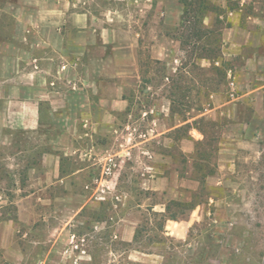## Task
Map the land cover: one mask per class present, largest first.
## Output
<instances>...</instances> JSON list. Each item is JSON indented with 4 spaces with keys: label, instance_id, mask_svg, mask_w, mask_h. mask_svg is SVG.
Returning <instances> with one entry per match:
<instances>
[{
    "label": "rangeland",
    "instance_id": "374dc122",
    "mask_svg": "<svg viewBox=\"0 0 264 264\" xmlns=\"http://www.w3.org/2000/svg\"><path fill=\"white\" fill-rule=\"evenodd\" d=\"M213 1L221 5L225 0ZM71 2L74 10L92 11L98 27L112 29L104 59L99 48L87 54L94 62L89 72L73 61L77 30L70 12L58 17L51 0H0V92L6 96L0 98V219L12 220L14 227L12 245L0 249V264H264V128L257 130L263 131L260 153L249 160L240 153L236 171L216 183L212 175L220 164L221 126L232 118L220 108L201 114L238 91L231 84L234 74L241 83L264 82V61L241 69L243 63L229 55L224 40L217 44V60L201 58L204 39L178 31L179 0ZM57 4L65 9L61 0ZM244 4L239 23L253 14L264 25V0ZM53 16L72 42L67 57L34 44L38 36L32 28L38 22L52 24ZM260 38L243 53L264 56V28ZM95 39L100 45V37ZM211 40L216 45V38ZM115 57L123 63L116 64ZM122 67L129 75L123 82L115 76ZM46 70L51 88L89 93L96 80L101 85L97 100L124 86L126 101L110 113L98 107L78 112L79 123L87 118L99 125L93 128L84 120L87 126L76 139L79 150L62 161V173L84 170L63 180L54 177L51 186L33 193L36 185L51 182L42 176L40 156L49 138H58L66 123L76 121V104L52 109L43 103L44 126L31 131L9 121L5 100L27 95L37 86L29 73ZM253 107L248 96L239 116H255L264 126V104L259 112ZM192 126L205 138H198ZM247 150L252 155L251 149L241 152ZM190 178L202 179L192 193L182 184ZM154 181L160 189L151 188ZM173 199L183 201L178 220H193L184 238L159 228L160 213ZM170 206L169 214L179 211Z\"/></svg>",
    "mask_w": 264,
    "mask_h": 264
},
{
    "label": "crops",
    "instance_id": "0c3cea01",
    "mask_svg": "<svg viewBox=\"0 0 264 264\" xmlns=\"http://www.w3.org/2000/svg\"><path fill=\"white\" fill-rule=\"evenodd\" d=\"M51 1L52 12L56 13L58 17L61 14H68V12H70L73 27L77 30L74 38L75 43L77 44L75 45L76 55L75 60L73 61H75L76 64L84 65L85 72L91 71V65L94 64V62L91 61L92 57H87V54H90L91 51L99 48V54L101 55L100 57L101 59H104L108 45L113 41L111 34L112 29L109 27V25L101 27L95 25L92 22V18L95 17V14L85 7H83L84 9L82 10H74L73 6H75L76 3L71 2V0H61L62 6L65 8L64 10L59 6V4H57V0ZM244 2L245 0H238L237 8L228 10L226 13H224L226 17L224 23H230V26H226L222 30V41L224 40L226 42H229V47L231 48L229 55L235 56L234 59L237 62L243 63L244 66L241 69H246L247 66L252 62L264 61V56H258L257 54L249 56L243 53L244 48H247L248 46L256 47L260 43V32L264 28V25L259 20V18L253 14H248V20L242 25L239 23V16H242V11L245 8ZM227 5L228 0H225L220 6L225 8L227 7ZM58 17L54 18L53 16L51 20L50 17H45L44 20H50L52 24L47 23L44 25L40 24L39 22L35 24L36 27H33L32 30L37 33L38 43L34 42V44L42 48H50L51 51H59L58 53L61 54L62 57H67L68 49L72 48L71 45L68 47V43L71 41L68 42L65 35L62 33L63 27H59V23H55V21L59 19ZM213 17V13L209 14V16L204 21L205 24H210V22H212L213 20ZM208 18H210L211 20L209 19L210 21L207 22ZM98 28L100 29L99 31ZM95 32H98V34ZM84 33L90 34L85 36ZM96 36H99L101 39L100 45L95 44ZM131 46L132 47H130L129 50L133 51L134 45L132 44ZM205 59L206 58H204V60ZM118 60L120 59L117 57L114 58L116 64L123 63L119 62ZM232 62V64H234L235 61H233L232 59ZM118 71L120 72H117L115 76H121V82L125 81V77L128 78L129 75L121 72L123 71V67L119 68ZM50 72L51 71L47 70L41 73L37 71L30 72L29 76L33 80L32 84H36L37 86H35L34 89H30L28 92H26L27 95H24L22 98H12L9 100H5V102L7 103L5 112H7L9 121L21 129L31 131L40 130L42 126H44L42 112L43 103L48 102L52 109L66 106L68 104L71 105L73 101L76 104L75 109L69 107V109L75 110L74 113H76V121L75 119H72L70 124L66 123L64 125L66 129L64 128L62 130V132L57 136L58 138H49L48 148H44L40 156V167L44 169V174L42 176L47 178L48 182L50 180L51 182L36 185L33 193L40 192L51 186L53 184L52 182L54 181V177L63 180L65 177L75 175L81 170H84V168H79L71 172L62 173V161H64V159H66L67 156H69L73 152L79 150V148H76V139L80 136V131H82V128L87 126V124H92L93 128L99 125L98 120L91 121L87 118H83V121H80L79 123L77 114L78 112H83L86 109L90 110L92 108L98 107L101 111L110 113L117 109V104H120L121 107L119 108H122L126 101V99H124L122 95L126 93L125 89L127 87L124 86H120L112 93H110V95H112L108 96L109 98L101 99L98 97L99 100H97L94 94H99L98 90L101 85L97 84L96 80H92L93 87L90 90L91 92L88 90L89 93H81L77 91L65 92L59 89L57 90L51 88L48 85ZM236 77L237 75L234 74L233 79L231 80V84L234 85L232 88H236L238 91L231 93V98H228L220 105L206 108V111L203 110L204 112L202 111L201 113L207 114L220 108L221 114L232 118L221 126L223 129V135L222 139L219 142V144L221 145L220 164L219 167L216 168V173L213 174L214 176L212 175L216 183H224V177L229 176L231 173L236 171V159L240 158V153L246 155V160L252 158L253 154H255L254 152H258V154L260 153V148L258 145L260 144V140H262L263 131L260 130L257 132V130L260 128L263 129L264 126L260 125L258 120H255V116H253L251 119L240 117L238 114V108L240 103H243L248 96H252L254 103L253 108H255V110L259 112L264 104V93H261L263 91L262 89H264V82L255 84H252L250 82L241 83L239 80H236ZM0 98H6V96H4L0 92ZM51 108L49 113L53 116ZM84 120H87L88 123H84ZM183 122H188V120H184ZM192 131L198 134V138L204 139L206 136L205 132L201 128H197L196 126H192ZM84 134L89 133L84 131ZM256 146L258 147L256 148ZM242 148L251 149L252 152L250 153H252V155L249 154L248 150L246 152H241ZM160 184L161 183H158V181H154V183L151 185V188L154 190H158L161 188ZM182 184H185V186H187L189 191L192 193L198 188L200 181L197 178H190ZM166 205L164 206L165 210ZM194 211L196 216L199 217V204L194 207ZM190 215L193 216V212ZM192 222L193 220L189 219H186L184 221H179L178 218L167 219L164 223V229L168 230L169 234L184 238L187 234L188 227L190 226V224H192ZM13 235V221H4L0 219V249L6 247L8 248L12 245Z\"/></svg>",
    "mask_w": 264,
    "mask_h": 264
},
{
    "label": "trees",
    "instance_id": "16d2710c",
    "mask_svg": "<svg viewBox=\"0 0 264 264\" xmlns=\"http://www.w3.org/2000/svg\"><path fill=\"white\" fill-rule=\"evenodd\" d=\"M230 1L231 0H228V5L224 8L212 0H179L182 4V11L178 31L183 30L182 32L188 34L187 36L191 39L194 37L201 40L204 39L206 44L202 46L201 49H203L205 53L200 55L201 58H206L212 61L219 58L220 48L217 44L222 40L223 28L230 26V23H224L226 20L224 13L238 7V3L234 5V3H231ZM211 13L214 14L213 20L210 24L206 25L204 21ZM212 37L216 38V45L213 44V41L211 40ZM187 125L190 126L189 123H187ZM200 182H202V179ZM171 203L177 205L179 211L169 214ZM182 208V201L176 199L171 200L166 205V213H160L163 217V222L160 223L159 228L161 230L164 229V223L167 219H177L182 212ZM139 235V229H137L134 239L138 240Z\"/></svg>",
    "mask_w": 264,
    "mask_h": 264
},
{
    "label": "built area",
    "instance_id": "2783aa9c",
    "mask_svg": "<svg viewBox=\"0 0 264 264\" xmlns=\"http://www.w3.org/2000/svg\"><path fill=\"white\" fill-rule=\"evenodd\" d=\"M109 169V168H108Z\"/></svg>",
    "mask_w": 264,
    "mask_h": 264
}]
</instances>
